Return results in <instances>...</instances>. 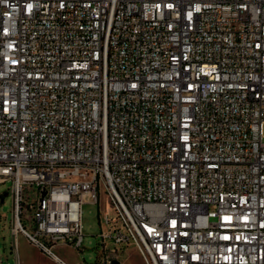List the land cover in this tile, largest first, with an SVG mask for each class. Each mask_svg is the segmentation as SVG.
<instances>
[{
    "label": "built area",
    "instance_id": "1",
    "mask_svg": "<svg viewBox=\"0 0 264 264\" xmlns=\"http://www.w3.org/2000/svg\"><path fill=\"white\" fill-rule=\"evenodd\" d=\"M8 180L60 264L101 193L102 264H264V0H0Z\"/></svg>",
    "mask_w": 264,
    "mask_h": 264
},
{
    "label": "rangeland",
    "instance_id": "2",
    "mask_svg": "<svg viewBox=\"0 0 264 264\" xmlns=\"http://www.w3.org/2000/svg\"><path fill=\"white\" fill-rule=\"evenodd\" d=\"M12 188L13 183L11 180L0 183V264H14L12 254L14 220ZM100 196V205L86 204L83 207L84 251L77 250L69 245H59L54 250L56 255L64 260L76 261L80 258L86 264H95L97 260H101V257L98 256L101 241L99 235L106 229L102 223V218L104 216L113 218L116 213L108 196H104L103 193ZM33 201L34 197H31L29 202ZM26 216H31V213L27 212L23 216V223H27V228L30 230L32 223L25 221ZM112 258L118 260L121 264H145L143 257L134 247L126 248L122 254L112 255Z\"/></svg>",
    "mask_w": 264,
    "mask_h": 264
},
{
    "label": "crops",
    "instance_id": "3",
    "mask_svg": "<svg viewBox=\"0 0 264 264\" xmlns=\"http://www.w3.org/2000/svg\"><path fill=\"white\" fill-rule=\"evenodd\" d=\"M56 248H58V246ZM125 249H122L121 252L123 253ZM12 254L14 257V264H60L59 262L46 257L39 249L31 245L21 234L18 235L16 244L13 237ZM59 258L65 264H86L83 263L80 258L76 261L64 260L61 257ZM95 264H102V262L101 260H97Z\"/></svg>",
    "mask_w": 264,
    "mask_h": 264
},
{
    "label": "water",
    "instance_id": "4",
    "mask_svg": "<svg viewBox=\"0 0 264 264\" xmlns=\"http://www.w3.org/2000/svg\"><path fill=\"white\" fill-rule=\"evenodd\" d=\"M111 264H121L118 260H113L112 262H111Z\"/></svg>",
    "mask_w": 264,
    "mask_h": 264
},
{
    "label": "bare ground",
    "instance_id": "5",
    "mask_svg": "<svg viewBox=\"0 0 264 264\" xmlns=\"http://www.w3.org/2000/svg\"><path fill=\"white\" fill-rule=\"evenodd\" d=\"M58 257V256H57ZM59 258V257H58ZM60 259V258H59Z\"/></svg>",
    "mask_w": 264,
    "mask_h": 264
}]
</instances>
